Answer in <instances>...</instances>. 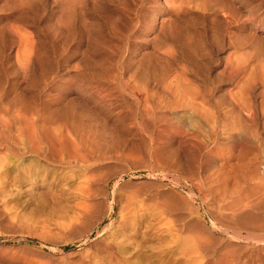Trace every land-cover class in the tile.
I'll use <instances>...</instances> for the list:
<instances>
[{
  "label": "rangeland",
  "instance_id": "374dc122",
  "mask_svg": "<svg viewBox=\"0 0 264 264\" xmlns=\"http://www.w3.org/2000/svg\"><path fill=\"white\" fill-rule=\"evenodd\" d=\"M58 1L0 0V124L9 142L24 114L39 125L67 117L58 126L91 165L3 149L0 264H111L100 252L111 222L131 233L130 262L184 263L203 234L204 259L249 249L264 264V223L213 220L220 197L208 196L264 188V0H82V11ZM95 171L106 177L94 176V210L72 223ZM134 183L151 200L131 201Z\"/></svg>",
  "mask_w": 264,
  "mask_h": 264
},
{
  "label": "bare ground",
  "instance_id": "6f19581e",
  "mask_svg": "<svg viewBox=\"0 0 264 264\" xmlns=\"http://www.w3.org/2000/svg\"><path fill=\"white\" fill-rule=\"evenodd\" d=\"M25 1H28V0H21V2H25ZM37 1V0H36ZM39 1V0H38ZM55 1V0H54ZM61 1V0H59ZM58 1V2H59ZM82 0H65L63 2H66V4H71V6L75 3H78L80 2L81 3ZM95 1V0H94ZM62 2V1H61ZM16 4V2H15ZM60 4V2H59ZM74 4V5H75ZM65 5V4H64ZM63 5V6H64ZM77 5V4H76ZM119 5V4H118ZM5 6V5H3ZM62 6V7H63ZM66 6V5H65ZM70 6V5H69ZM69 6H66V7H69ZM78 6H80V10L82 11V7L81 5H77V8ZM135 6V5H133ZM76 7V6H75ZM118 7V6H117ZM122 7V6H121ZM120 7V8H121ZM21 8V7H20ZM64 8V7H63ZM85 8V7H84ZM76 9V8H75ZM78 9V10H79ZM124 9V8H123ZM137 9V8H136ZM23 10V9H22ZM21 10V12H22ZM63 10V9H62ZM72 10V9H71ZM79 10V12H80ZM89 10V9H88ZM134 10V9H133ZM60 11H61V8H60ZM59 11V12H60ZM68 11V12H66ZM70 11V7L69 8H66V10L64 11L65 14L69 13L68 15H65L69 17H72L71 13L73 14V12L71 11V13L69 12ZM76 11V10H75ZM91 11V10H90ZM96 11V10H95ZM126 11V10H125ZM18 12V11H17ZM20 12V13H21ZM61 13V14H64ZM134 12V11H133ZM5 13V12H3ZM77 15L80 16V14H78V11H76ZM127 13V12H126ZM16 14V13H15ZM60 14V13H59ZM83 14V13H82ZM26 15V14H25ZM123 15V14H122ZM63 16V15H62ZM77 16V18H78ZM84 16V15H83ZM138 16V15H137ZM64 17V16H63ZM85 17V16H84ZM127 17V16H126ZM133 17V16H132ZM59 18V17H58ZM61 18V16H60ZM81 18V16H80ZM65 19V22L67 21L66 18H63ZM71 19V18H70ZM62 20V19H60ZM59 20V21H60ZM84 20V19H82ZM121 20H124L123 18ZM130 20V19H129ZM129 20H128V23H129ZM132 20V19H131ZM63 21V20H62ZM87 21V20H86ZM168 21V20H167ZM64 22V23H65ZM80 22V21H79ZM83 24L85 23V21H82ZM133 22V21H132ZM161 24H162V21H160ZM64 23L62 22V24L64 25ZM68 23V22H67ZM78 23V22H77ZM81 23V22H80ZM127 23V24H128ZM138 23V22H137ZM175 23V22H174ZM61 24V23H60ZM59 24V25H60ZM61 24V25H62ZM120 24V23H119ZM66 26V24H65ZM85 27V25H83ZM93 26V25H92ZM123 26V25H122ZM163 26V24H162ZM131 27V26H130ZM60 28V26H59ZM58 28V29H59ZM90 28V27H89ZM163 28V27H162ZM115 29V28H114ZM87 31V30H85ZM111 31V30H110ZM64 33V32H63ZM88 34V33H87ZM117 34V33H116ZM66 35V33L64 34ZM69 35V33H68ZM109 35V34H108ZM160 38V37H159ZM28 40V39H27ZM97 40V39H96ZM25 42V41H24ZM240 45V44H239ZM83 54V53H82ZM86 58V57H85ZM150 59V58H149ZM148 59V60H149ZM91 60V58H90ZM145 60V59H144ZM151 60V59H150ZM149 60V61H150ZM92 61V60H91ZM146 61V60H145ZM147 62V61H146ZM20 64V63H19ZM37 64V63H36ZM91 64V63H90ZM94 64V63H93ZM146 64V63H145ZM148 66V65H147ZM150 67V66H149ZM87 68V67H85ZM95 68V67H93ZM148 68V67H146ZM150 70V69H149ZM163 70V69H162ZM145 71V70H144ZM107 72V71H106ZM146 73V72H145ZM151 71L148 73L150 74ZM144 74V73H143ZM78 75V74H77ZM82 75V74H81ZM81 75H78V76H81ZM148 76V75H146ZM81 78V77H80ZM77 79V78H76ZM79 79V77H78ZM1 97V96H0ZM33 97V96H32ZM5 99V98H4ZM30 99V98H29ZM32 101L34 102L33 98H32ZM1 102V101H0ZM20 102V101H19ZM18 102V103H19ZM3 103V102H1ZM17 104V103H16ZM22 104V103H21ZM42 104V103H41ZM44 104V103H43ZM71 104V103H70ZM1 105V104H0ZM20 105V104H19ZM24 105V104H23ZM21 105V106H23ZM27 104H25L24 106H26ZM30 105V104H28ZM34 105V104H33ZM54 105V104H53ZM56 105V104H55ZM73 105V104H72ZM3 106V104H2ZM69 106V105H68ZM86 106V105H85ZM6 107H8V105H6ZM2 108V107H1ZM18 108V107H17ZM3 109V108H2ZM6 108H4L3 110H5ZM15 108H13L14 110ZM76 109V108H75ZM74 109V110H75ZM144 109V108H143ZM9 111H11L9 109ZM71 111H73V106H72V109ZM5 112L7 113V111L5 110ZM86 112V111H85ZM35 113V112H34ZM74 113V112H72ZM80 114V113H79ZM82 114V112H81ZM80 114V115H81ZM91 114V113H90ZM15 115V114H14ZM56 115V114H55ZM85 115V114H84ZM11 116V114H10ZM17 116V114L15 115ZM42 116V115H41ZM58 116V115H57ZM83 116V115H82ZM3 117V116H1ZM18 117V116H17ZM21 117V116H20ZM12 118V117H11ZM22 121H21V126H19V129L18 131L20 130V134L16 137L17 140L16 141H8V139L5 137L6 133H11L12 132V128H10L8 131L7 130H4V128L2 127V125L0 124V176H2L4 173L6 174V172L10 169H12L9 164H8V161L6 159V161H3L4 157L6 156V152L3 151V149L6 147L7 150L9 151H16L17 153L25 156L26 154H36L37 157H39V159L41 160H45L46 162H50L51 160L53 161H59L61 162L62 160H64L65 158L67 159V162L69 164H75L79 167H82V168H85L87 166H90L91 164L89 163L90 159L86 158L85 155H84V151L86 150V146H83V144L81 145V141H79L77 143V140H70V138H68L66 135L67 134H64L62 132V127L60 128L58 125H59V122H64L66 121L68 118L65 117L63 118L61 115L58 116V117H51V120L48 122L49 125L47 124H38L36 123L37 121L35 119H32L31 117H29L28 114H24L22 117ZM42 118V117H41ZM88 118V116H87ZM3 119V118H2ZM17 118H15L16 120ZM44 119V118H42ZM70 119V118H69ZM14 120V119H13ZM19 120V118H18ZM95 120V119H93ZM5 121H7L5 119ZM71 121V120H70ZM87 121V120H86ZM8 122V121H7ZM6 122V123H7ZM20 122V120L18 121ZM94 122V121H92ZM97 123V120L95 121ZM100 124V121L98 122ZM104 122L102 121L101 124H103ZM12 124V123H11ZM11 124H9L11 126ZM19 124V123H18ZM92 124V123H90ZM100 124V125H101ZM5 125V124H4ZM69 125V124H68ZM99 125V127H100ZM64 126V125H63ZM79 126V125H78ZM81 126V125H80ZM86 126V124H85ZM92 126V125H91ZM98 126V125H97ZM9 127V126H8ZM103 127V126H102ZM65 130L68 128L67 126H64ZM81 128V127H80ZM90 128V127H89ZM94 128V127H93ZM105 128V127H104ZM82 129V128H81ZM110 128L108 127V129L106 128V130H109ZM50 130L51 134L48 133ZM52 130V131H51ZM71 130V129H70ZM80 130V129H79ZM104 130V131H106ZM114 130V129H113ZM88 131V130H87ZM86 131V133H87ZM96 131V130H95ZM68 132V131H67ZM89 132V131H88ZM100 132V131H99ZM213 132V131H212ZM105 133V132H104ZM103 133V134H104ZM107 133V132H106ZM89 134V133H88ZM113 133H111L112 135ZM83 134L81 133L79 136H82ZM118 135V133H117ZM103 136V135H102ZM116 136V135H115ZM114 136V137H115ZM23 138V141H20L19 138ZM104 137V136H103ZM107 137V136H106ZM105 137V138H106ZM113 137V135L111 136ZM82 138V137H81ZM88 139V137H86ZM108 138H109V135H108ZM107 138V139H108ZM106 139V140H107ZM112 139V138H110ZM119 139V138H118ZM101 140V139H100ZM103 140V139H102ZM109 140V139H108ZM114 140V138H113ZM104 141V140H103ZM111 141V140H110ZM116 142L118 140H115ZM123 141V139H122ZM121 141V142H122ZM125 141V140H124ZM81 142V143H80ZM95 142V141H94ZM100 142V141H99ZM108 142V141H107ZM115 142V144H117ZM80 143V144H79ZM110 143V142H109ZM111 143L114 144V141H112ZM110 145V144H109ZM111 146V145H110ZM126 146V145H125ZM112 147V146H111ZM110 147V148H111ZM89 148V146H88ZM106 148H107V145H106ZM122 149V148H121ZM93 150V149H92ZM104 150V149H103ZM94 152V151H93ZM105 152V150H104ZM151 152V151H150ZM158 152V151H157ZM11 153V152H10ZM13 153V152H12ZM15 153V152H14ZM160 153V152H159ZM87 154V153H86ZM11 155V154H10ZM14 155V154H13ZM19 156V155H18ZM16 156V157H18ZM95 156V155H94ZM97 156V155H96ZM93 157V156H92ZM95 158V157H93ZM102 158V157H101ZM108 159V158H107ZM97 160V159H96ZM104 160V159H103ZM153 161V160H152ZM5 162V163H4ZM96 162V161H94ZM105 162V161H104ZM52 163V162H51ZM93 163V162H92ZM103 163V161H102ZM129 163V162H128ZM58 164V163H57ZM90 164V165H89ZM94 164V163H93ZM92 164V165H93ZM158 164V163H157ZM15 166V165H14ZM45 168V167H44ZM88 168V167H87ZM29 170V169H28ZM47 170V169H46ZM72 170V169H71ZM124 171V170H123ZM30 173V171H28ZM89 172V171H88ZM98 172V171H97ZM110 172V170H109ZM115 172V171H114ZM75 173V172H74ZM111 173V172H110ZM123 173V172H122ZM96 171L95 173H92L91 174V178L85 182H82L80 183V188H79V191H78V197L79 199L81 200V203L79 204L78 206V209L76 210V212H74L75 214L72 216L73 218L71 220L72 223H77L78 221L81 223L80 220L83 221V219H86L89 217L90 215V211L93 209H91V198L93 196V198H95L96 196H94V193L93 192H98L99 189L98 187L97 190H95L96 188L93 187V182L95 181V178L94 176H99L101 174V171H100V174H96ZM103 174V172H102ZM104 174H105V171H104ZM108 174V172H107ZM122 175V174H121ZM101 176V175H100ZM98 178V180H100L101 178L103 179L104 176L106 177V174L100 178ZM29 177V176H28ZM114 177V176H113ZM112 177V178H113ZM109 178V177H107ZM120 178V177H119ZM85 179V178H83ZM101 179V180H102ZM106 179V178H105ZM116 179V178H115ZM0 180H1V177H0ZM97 180V178H96ZM107 180V179H106ZM2 181V180H1ZM0 181V182H1ZM111 181V180H110ZM103 182V181H102ZM129 182V181H128ZM263 182V181H262ZM95 183V182H94ZM106 183V182H104ZM120 183V182H119ZM100 184V183H99ZM138 184V183H137ZM106 185V184H105ZM134 185V186H133ZM133 185H131L130 187H126V188H130V191H126V189H124V191H126V193H129V197H131L133 199L134 202H142V201H145V200H148L151 198L149 194L150 193H146V192H143L141 187L143 186V184L140 183V185L138 184V186L134 183ZM142 185V186H141ZM255 185H257L255 183ZM129 186V185H128ZM137 186V187H136ZM140 186V187H139ZM145 186V184H144ZM147 186V185H146ZM254 186V185H252ZM259 186V185H258ZM247 187V186H246ZM257 187V186H255ZM115 188V187H114ZM119 188H120V185H119ZM116 189V188H115ZM145 189V188H144ZM121 190V189H120ZM123 190V189H122ZM129 190V189H128ZM116 191V190H115ZM1 192V191H0ZM2 194V192L0 193ZM93 194V195H92ZM99 194V193H97ZM114 194V193H113ZM119 194V192H118ZM117 194V195H118ZM131 194V196H130ZM96 195V194H95ZM119 196V195H118ZM122 196V195H120ZM208 196L209 197H213V198H216V197H220V200L217 201L219 202L218 203V209L216 214L211 215V219L213 220H216V215L218 214L219 216L218 217H221L223 219V216L224 218H232V219H237V218H242V219H248V220H258L261 224L264 223V212H260L259 210H264V188H261V187H258V188H246L245 190L244 189H240L238 186H235V187H232V188H227V189H222L221 190H218V191H212V190H209L208 191ZM3 197V196H2ZM5 197V196H4ZM208 197V198H209ZM131 198H129L131 200ZM7 199V198H6ZM117 199V198H116ZM128 199V200H129ZM132 201V200H131ZM115 202L116 200H114L112 203H111V212H110V216H112V211L115 209ZM6 203V202H5ZM165 203V202H164ZM96 204V203H95ZM205 204V203H204ZM217 204V203H216ZM132 205V204H131ZM169 208V207H168ZM148 209V208H147ZM166 209V208H165ZM94 210V209H93ZM134 210V209H133ZM1 211V209H0ZM221 211H223L225 214L223 215L221 213ZM95 212V211H94ZM123 212V211H122ZM120 212V213H122ZM211 212H214V211H211ZM127 215V214H126ZM122 214H120V219L124 222H121V223H127V221H131L133 218L132 216H129V218H126V219H129L127 221L123 220L121 218ZM126 217V216H125ZM131 217V218H130ZM217 217V219H218ZM90 218V217H89ZM92 218V217H91ZM112 219V218H111ZM212 220V221H213ZM221 220V219H220ZM134 221V220H133ZM70 222V221H69ZM78 222V223H79ZM218 222V221H216ZM79 223V224H80ZM84 223V222H83ZM130 222H128L129 224ZM219 223V222H218ZM86 224V223H84ZM127 224V225H128ZM170 224V223H169ZM195 224V223H194ZM221 224V223H220ZM228 224V223H226ZM260 224V226H261ZM70 225V224H69ZM119 225L118 227H120V224H117ZM116 225V226H117ZM132 225V224H131ZM222 225V224H221ZM230 225V224H229ZM258 225V222L257 224ZM264 225V224H263ZM124 226V225H123ZM190 226V225H189ZM234 226V225H233ZM259 226V225H258ZM70 227V226H69ZM77 227V226H76ZM80 227V226H79ZM121 227H122V224H121ZM127 227V226H125ZM136 227V226H135ZM236 227V226H235ZM234 227V228H235ZM98 228V227H97ZM123 228V227H122ZM158 228V227H156ZM226 228V227H225ZM229 228V227H228ZM231 229V228H230ZM238 229V228H237ZM235 229V230H237ZM92 230V229H91ZM121 230V229H120ZM169 230V229H168ZM167 230V231H168ZM191 230V229H190ZM194 230V229H193ZM227 230V229H226ZM251 230V229H250ZM200 231V230H199ZM202 231V230H201ZM127 233L125 234V230H121V231H117V227H116V230H114L113 228V222L110 223V225L103 229L102 231H100L101 235H105L107 238L110 237V241L109 242H101L102 240H100L101 243H103V246L101 247L102 251L100 250V252L102 253V256L104 257V259L106 260V262L108 263H111V264H145L143 262V260L141 261L140 260V256H143V255H139V256H135L134 259H138L136 263H134V261L130 262V254H128L129 252L124 248L125 246H128V242H127V245L126 243H124L127 239H123L125 238V236L128 237V235H130L131 233H128V231H126ZM130 232V231H129ZM190 232V231H189ZM203 232V231H202ZM242 232V231H241ZM261 232V231H260ZM128 234V235H127ZM202 234V233H200ZM205 234V233H204ZM203 235V234H202ZM199 236L198 238L195 237L196 239V242H194L192 245L193 247H195L194 251H193V255L191 256H187L186 254L188 253V251L186 250V253L185 251L181 249V251L184 253H181V257H182V254L185 256H187L188 258H186V260L184 261V263L181 262V264H253L252 263V253L253 251L252 250H246L245 253L243 254H237V255H226V253H221L218 257H217V262L214 263L213 261H210L208 259H204L205 255L204 254H200V253H205L204 251L202 252L201 250V247H203V245H205V242L206 240L204 241L205 238ZM132 236V235H131ZM176 236V235H175ZM196 236V235H195ZM260 236V235H259ZM130 238V236H129ZM204 238V239H203ZM208 238V237H207ZM206 238V239H207ZM210 238V237H209ZM105 240V239H104ZM105 240V241H107ZM204 242H203V241ZM208 240V239H207ZM193 242V241H192ZM98 243V242H97ZM204 243V244H203ZM259 243V242H258ZM263 243V242H262ZM125 244V246H124ZM189 244V243H188ZM195 244V245H194ZM212 244V243H211ZM209 245V243H208ZM187 246V245H186ZM99 247V246H97ZM192 246H190L191 248ZM206 248V245L204 246ZM208 247V246H207ZM96 248V247H95ZM187 248V247H186ZM97 249V248H96ZM179 249V248H177ZM230 249V248H229ZM99 249H97L98 251ZM238 250V249H237ZM197 251H199L200 253L195 254L197 253ZM99 252V253H100ZM128 252V253H127ZM192 252V251H191ZM190 252V253H191ZM180 253V252H179ZM189 253V254H190ZM235 253V252H234ZM164 254V253H163ZM233 254V253H232ZM161 255V254H160ZM197 255V256H195ZM200 255V256H199ZM159 256V255H158ZM183 256V257H184ZM185 256V257H186ZM145 257V256H144ZM161 257V256H160ZM164 257V256H163ZM201 257V259L199 258ZM206 257H207V254H206ZM205 257V258H206ZM212 257V256H211ZM254 257V256H253ZM162 258V257H161ZM203 258V259H202ZM210 258V257H209ZM163 259V258H162ZM162 259H159L162 260ZM93 260V259H92ZM170 260V259H169ZM254 260V259H253ZM181 261V260H180ZM183 261V260H182ZM169 262V261H168ZM85 264V263H84ZM86 264H92L91 260H88ZM94 264V262H93Z\"/></svg>",
  "mask_w": 264,
  "mask_h": 264
}]
</instances>
